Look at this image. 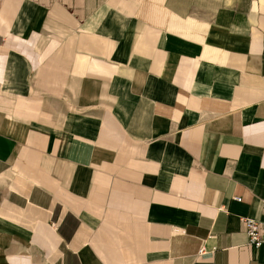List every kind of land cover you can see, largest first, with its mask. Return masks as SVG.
I'll list each match as a JSON object with an SVG mask.
<instances>
[{"label":"crops","instance_id":"crops-1","mask_svg":"<svg viewBox=\"0 0 264 264\" xmlns=\"http://www.w3.org/2000/svg\"><path fill=\"white\" fill-rule=\"evenodd\" d=\"M0 264H264V0H0Z\"/></svg>","mask_w":264,"mask_h":264},{"label":"built area","instance_id":"built-area-1","mask_svg":"<svg viewBox=\"0 0 264 264\" xmlns=\"http://www.w3.org/2000/svg\"><path fill=\"white\" fill-rule=\"evenodd\" d=\"M264 210V201H263ZM243 226L245 227L249 244L254 249H260L264 246V220L254 221L251 219H242Z\"/></svg>","mask_w":264,"mask_h":264},{"label":"rangeland","instance_id":"rangeland-1","mask_svg":"<svg viewBox=\"0 0 264 264\" xmlns=\"http://www.w3.org/2000/svg\"><path fill=\"white\" fill-rule=\"evenodd\" d=\"M5 198V191L3 189H0V204L3 202Z\"/></svg>","mask_w":264,"mask_h":264}]
</instances>
